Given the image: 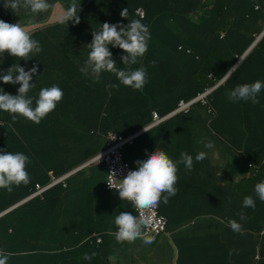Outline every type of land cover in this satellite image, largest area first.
I'll return each instance as SVG.
<instances>
[{
	"label": "trees",
	"instance_id": "16d2710c",
	"mask_svg": "<svg viewBox=\"0 0 264 264\" xmlns=\"http://www.w3.org/2000/svg\"><path fill=\"white\" fill-rule=\"evenodd\" d=\"M139 7L146 9L145 18L138 15ZM124 9H128L127 18L120 15ZM78 17V24L75 19L59 24L64 27L62 32L46 36L53 39L60 35L64 38L61 45H41L42 51L28 61H18L7 53L0 57L1 75L17 63L26 71L34 64L38 66L30 81L35 87L28 96L38 98L42 88L52 85L62 89L63 98L48 118H60L50 129L62 142L64 165L68 157L79 154L77 145L70 146L79 135L75 122L92 111H98L99 128L103 124L106 132L129 137L149 127L155 111L166 116L181 100H192L223 80L263 32L264 0H94ZM17 20L12 17L5 22L15 24ZM132 20H140L150 32L146 54L132 66L147 70L148 82L143 91L123 85L111 87L119 84L112 73H102L96 83L85 77L80 68L90 51L87 45L92 41V32L105 22L127 25ZM45 35L46 31H40L31 37L43 43ZM109 50L117 67L124 68L120 59L123 50L111 46ZM256 80L264 82V38L209 97L216 114L197 104L190 113L150 129L125 149V158L134 168L135 161L147 158L155 149L164 151L174 162L181 152L193 157L190 172L183 164L177 165V194L167 204H159L172 234L156 238L167 240L171 247L179 240L186 252L190 249L178 260L181 264L191 260L193 264H264V202L254 191L255 185L264 181V89L258 95L259 104L232 103L226 96L235 86ZM19 86L0 81V88L12 95L18 94ZM0 114L7 121L0 126V150L28 156L27 140L14 131L7 112ZM17 121L23 130L30 132L33 127L23 118ZM201 141L211 142L214 147L205 148ZM199 152L206 153L202 162L195 160ZM85 157L84 163L89 160ZM227 157L244 164L235 181L220 175L225 168L221 161ZM68 166L57 170L61 168L57 165L55 175L72 169L74 164ZM48 169L44 167L42 181L31 179L11 193L0 189V210L5 212L28 198L36 185H46ZM246 196L255 200L254 209L242 208ZM50 201L51 197L44 202L30 201L0 219V248L11 253L8 264H99L105 254H99L102 247L96 249L85 243L76 248L71 229L66 244L46 241L55 239L50 238L55 228L46 227V205ZM240 212L247 216L246 221L240 220ZM230 219L242 224V234L227 226ZM93 252L96 255L91 260L83 259L85 253Z\"/></svg>",
	"mask_w": 264,
	"mask_h": 264
},
{
	"label": "clouds",
	"instance_id": "9594fccd",
	"mask_svg": "<svg viewBox=\"0 0 264 264\" xmlns=\"http://www.w3.org/2000/svg\"><path fill=\"white\" fill-rule=\"evenodd\" d=\"M3 6L5 9H11L13 12L17 11L20 7H23L24 9L37 14L43 11H47V9L50 7V5L48 4V0H4ZM139 8H143L145 10L146 16V9L144 7ZM256 9L259 10L260 6H257ZM127 14L128 9H124L120 13L121 17L123 18H127ZM139 16L141 18H145V16ZM74 17V22L78 24L79 17L76 16L75 7L70 9L66 13V15L62 17L61 23L72 21ZM224 36L225 34L222 35V38ZM263 38L264 30L259 36H257L256 41L245 53V57H241L238 63L233 67V69L226 74L227 76L223 80L219 81L214 87L209 88L207 92L200 94L198 97L189 101L181 100L179 106L166 116H162L158 112L161 118L165 119L161 123L179 114L190 113L197 104H202L203 106L207 107L210 114H216L215 110L209 104V97L212 96L218 88L225 84L229 77L237 70L239 65L245 60V58L252 52V50L260 43ZM149 39V29L145 24L141 23L140 20H132L130 22L128 21L127 25H121L118 23L109 24L105 22L102 24V26L98 27V31L92 32V41L87 45L90 51L88 52L87 59L85 60L84 65L80 68V72L85 77H91L94 83L100 81L102 73H112L116 76L119 84H113L111 87L118 89L120 85H123L136 91H143L145 84L148 82L147 70L143 66L135 69L132 66L138 64L146 54L148 50ZM256 42L257 44L254 46ZM109 46L123 50L124 54L121 55L120 59L122 65L125 66L124 68L117 67L116 62L113 59V54L109 50ZM41 51L42 47L39 41L31 37V34L27 31V28H24L20 23L12 24L0 19V57H3V55L7 53L9 56L15 57L18 61H28L33 55L39 54ZM188 53H191V50H188ZM152 66H155V61L152 62ZM37 71L38 66L35 64L31 69L26 71L24 67H21L17 63L13 64L10 68L7 69L6 72L0 75V81H3L4 84L10 83L13 85H20L17 90V95L6 93L3 88H0V111L7 112L12 117L13 121H16L18 118H23L26 121H31L32 123L38 125L42 119H44L50 112L55 110L57 104L63 98V91L57 85L45 87L39 91L38 98H35V107H33V98L28 96V93L33 87H35V85L33 83H30V81L37 74ZM210 77H213V75H211ZM262 89H264V82L256 80L253 83H244L235 86L232 90L226 92V96L232 103H238L240 101H251V103L253 104H259L260 101L258 99V95ZM182 103H184V105H189L188 111L181 110ZM6 123L7 121H5V119L0 114V126H5ZM161 123L154 125V117L153 123L149 127L129 137H124H134L132 144H126L123 150V154L125 161L128 162L135 170H130L127 172L126 176L120 180L118 187L115 188L117 190H110L108 188L109 183L107 179V189L110 191L118 192L119 198L121 200H128L129 202H131L135 207L136 213L138 215L137 217L130 212H120L115 216L114 224L117 230L114 233L110 232L109 234L114 235L115 239L118 242H133L136 239L140 238L143 240V243L147 245L153 243L154 238L156 237L163 235L167 236L168 234H170L168 230V219L166 218V216L160 214L159 204L161 202L167 204L169 202V199L177 194L178 189L175 187L178 180L177 165L183 164L185 169L190 172L193 168V157L186 152H181L179 160L174 162L164 151L155 149L147 156V158L135 161L137 165L136 168H134L132 164L125 158V149L127 145H133L135 140L139 136L149 131L150 129L160 125ZM110 132L107 133V136ZM201 142L204 143L205 148L214 147L211 142ZM76 143V140L73 139L70 146H76ZM109 147L101 154L80 165L77 169H83L87 166L89 167V165L93 163H105L101 162L98 158L101 157L106 151H108ZM205 158V152H199L195 156V160L197 162H202ZM29 162V157L22 152L13 153L10 151L0 150V189H5L7 192L11 193L14 187H19L22 184H29L31 178L26 170V166ZM247 167L250 168L251 166L247 165ZM73 171L75 170L69 172L65 171L58 176L55 175L54 171H48L49 182L46 185L39 186L46 187L47 185H49L50 173H52L55 178H60L68 175V177H66L67 183L69 178L72 176ZM36 186L30 196L10 208V212L33 200L44 202L45 198L47 199V195L49 194V192H51L55 188L63 187V185L60 184L52 188L43 195V199L39 197L30 199V197L36 190ZM67 187H69L68 183ZM109 187L114 188L111 184H109ZM254 191L260 201L264 202V181L257 183L255 185ZM255 206V200L252 198V196H246L243 199L242 208L250 207L254 209ZM155 207H157L159 215L167 220L166 231L159 235L147 234L143 231V229L148 225V218L143 215L139 216L138 211V209L143 210ZM2 215L0 214V217ZM239 217L242 221L247 220V216L243 212L239 213ZM193 223L194 221H192V224ZM221 223H223V221H221ZM181 224L184 225V223ZM227 226L230 227V229L234 233H243L242 224L238 223L234 219L228 220ZM99 240H101L102 242L100 243ZM96 243L98 245H101L103 243V240L100 236H96ZM229 254H232L231 251ZM10 255L11 253H5L4 250L0 248V264H8ZM95 255V252L91 254L85 253L83 255V259L91 260Z\"/></svg>",
	"mask_w": 264,
	"mask_h": 264
},
{
	"label": "crops",
	"instance_id": "0c3cea01",
	"mask_svg": "<svg viewBox=\"0 0 264 264\" xmlns=\"http://www.w3.org/2000/svg\"><path fill=\"white\" fill-rule=\"evenodd\" d=\"M90 1L94 0H48L50 7L47 11L37 14L23 7L15 12L11 9H5L4 0H0V19L9 21L12 17L18 18L17 23L27 28L31 36H34L36 32L46 31L44 42H39L40 45H61L64 38L61 39L60 35L53 39H46V36L48 34L57 35L62 32L64 27L59 24L68 23H61L62 17L73 7L76 9V16H80ZM64 36L65 33H63ZM79 127L82 133L75 138L79 154L75 157H68L65 165L62 159L57 164L61 166L57 170H63L69 167L68 165L74 164L72 169L68 170V172L75 170L67 182L69 187L66 189L63 187L55 188L47 195V198L51 197V201L46 205V227L55 228L54 235L50 238L56 240L46 241L66 244L69 241L68 230L71 229L74 236V242H72L76 248L85 243L96 249L102 247L99 254H105L98 261L99 264L105 262L108 264H126V262L134 264L135 261L145 263L150 261L149 264H181L178 260L186 255L190 249L186 252L179 240L176 241L174 247H171L169 242L163 241L162 238L160 240L156 238L153 243L147 245L143 243L142 239L141 242H137L140 238L133 242L121 243L115 239L114 235L109 234L117 230L114 218L120 212H130L137 217L138 215L131 202L121 200L118 192L107 189L108 167L105 163H93L89 167L77 169L86 161L85 156L91 160L110 146L105 125L102 124L97 130L87 125L86 129H83L80 122ZM83 154L85 156H82ZM55 170L56 167H49L48 169L49 172ZM10 211L2 212L0 210V213H3L1 217ZM96 236L102 238L103 243L101 245L96 243ZM142 249H148L151 254H154V257L149 253L144 254L141 252ZM155 250L156 253H154ZM166 260L169 262L166 263ZM193 263L192 260L187 262V264Z\"/></svg>",
	"mask_w": 264,
	"mask_h": 264
},
{
	"label": "rangeland",
	"instance_id": "374dc122",
	"mask_svg": "<svg viewBox=\"0 0 264 264\" xmlns=\"http://www.w3.org/2000/svg\"><path fill=\"white\" fill-rule=\"evenodd\" d=\"M0 75H1V69H0ZM33 104H35V98H33ZM97 119H98V111H92L88 116L84 117V119L77 120L75 124L77 125V130L79 134L82 133L81 128L79 127L80 122L81 125L83 126V129L84 128L86 129V125L90 128H95L94 130L99 129ZM59 122H60V118L51 116L49 119L47 115L44 119L41 120V122L38 125L31 122L33 124V127L29 132L27 130H23L17 120L13 121L12 117L9 118V123L11 126H14V131L18 135L26 139L28 142V146L30 149V154L28 155V157L30 162L27 164L26 170L29 173L31 179L42 181L45 177L42 172L45 171L44 167L45 166L46 168L56 167L58 161L65 157L61 140L56 136H54L52 134L54 131L50 129V126H54L56 123ZM45 124H46V128H45ZM220 158L221 157L219 156L217 159ZM221 162H223L225 168L220 174L223 177H225L226 180L235 181L239 177V173L241 172V169L243 168L244 164H238L229 157H227L225 160ZM190 211L191 210L189 209V212ZM141 241H142L141 239L137 240V242H141ZM141 252H143L144 254L149 253L150 255H152V257H154V254H151V252L148 249H142ZM156 252L157 251L155 250L154 253ZM165 262L168 263L169 261L166 260ZM149 263L138 262V261L134 262V264H149ZM126 264L129 263L126 262Z\"/></svg>",
	"mask_w": 264,
	"mask_h": 264
},
{
	"label": "built area",
	"instance_id": "2783aa9c",
	"mask_svg": "<svg viewBox=\"0 0 264 264\" xmlns=\"http://www.w3.org/2000/svg\"><path fill=\"white\" fill-rule=\"evenodd\" d=\"M139 15L142 17L145 16V10L143 8L138 9ZM189 105H184V103L181 104V110L188 111ZM155 117V124L157 125L164 121V118H161L160 114L158 112L154 113ZM108 139L110 141V147L108 151H106L101 157L98 159L101 162H105L108 165L109 168V177H108V183L111 184L114 188H110L108 184V188L110 190H117L115 189L118 187L120 180L123 179L127 172L130 170H135L131 167V165L125 161L123 150L127 143H133L134 137L131 138H124L123 136H120L116 132H110L108 135ZM97 159V160H98ZM50 175V183L46 187H41L39 185L36 186V190L34 194L30 197V199L33 198H41L43 199V195L51 190L52 188L62 184L64 188L67 187L66 183V177L68 175H65L60 178H55L52 173ZM139 216L143 215L148 218V225L143 229V231L147 234H153V235H159L161 233H164L167 229V220L160 216L157 210V207L150 208V209H138ZM101 243L102 241L99 240Z\"/></svg>",
	"mask_w": 264,
	"mask_h": 264
},
{
	"label": "water",
	"instance_id": "95a60500",
	"mask_svg": "<svg viewBox=\"0 0 264 264\" xmlns=\"http://www.w3.org/2000/svg\"><path fill=\"white\" fill-rule=\"evenodd\" d=\"M258 41H259V40H258ZM258 41H257V42H258ZM257 42L254 44V46L257 44ZM250 51H251V50H250ZM250 51H249V52H250ZM249 52H248V53H249ZM248 53H247V54H248ZM247 54H246V55H247ZM244 57H245V56H244ZM242 60H243V58H242Z\"/></svg>",
	"mask_w": 264,
	"mask_h": 264
}]
</instances>
